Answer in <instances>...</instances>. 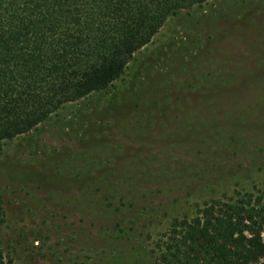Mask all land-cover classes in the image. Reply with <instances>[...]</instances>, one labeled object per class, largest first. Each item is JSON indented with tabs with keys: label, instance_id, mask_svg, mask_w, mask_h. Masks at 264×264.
I'll return each instance as SVG.
<instances>
[{
	"label": "rangeland",
	"instance_id": "374dc122",
	"mask_svg": "<svg viewBox=\"0 0 264 264\" xmlns=\"http://www.w3.org/2000/svg\"><path fill=\"white\" fill-rule=\"evenodd\" d=\"M263 191L264 0H211L0 145V248L10 264H154L175 220Z\"/></svg>",
	"mask_w": 264,
	"mask_h": 264
},
{
	"label": "trees",
	"instance_id": "16d2710c",
	"mask_svg": "<svg viewBox=\"0 0 264 264\" xmlns=\"http://www.w3.org/2000/svg\"><path fill=\"white\" fill-rule=\"evenodd\" d=\"M210 1L0 0V145L108 88L170 17ZM153 253L154 264H264V191L175 220Z\"/></svg>",
	"mask_w": 264,
	"mask_h": 264
}]
</instances>
